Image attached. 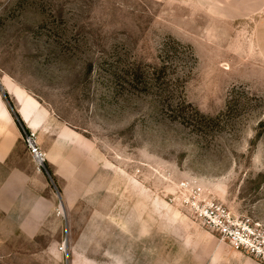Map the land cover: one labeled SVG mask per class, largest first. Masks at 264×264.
Returning <instances> with one entry per match:
<instances>
[{"label":"rangeland","instance_id":"374dc122","mask_svg":"<svg viewBox=\"0 0 264 264\" xmlns=\"http://www.w3.org/2000/svg\"><path fill=\"white\" fill-rule=\"evenodd\" d=\"M0 110V264H264L194 207L264 228V0H0Z\"/></svg>","mask_w":264,"mask_h":264},{"label":"built area","instance_id":"2783aa9c","mask_svg":"<svg viewBox=\"0 0 264 264\" xmlns=\"http://www.w3.org/2000/svg\"><path fill=\"white\" fill-rule=\"evenodd\" d=\"M28 147L33 155L42 156L33 136L28 137ZM194 207L202 225L217 232L220 241L264 263V228L259 223L249 216L232 214L219 202H194Z\"/></svg>","mask_w":264,"mask_h":264},{"label":"crops","instance_id":"0c3cea01","mask_svg":"<svg viewBox=\"0 0 264 264\" xmlns=\"http://www.w3.org/2000/svg\"><path fill=\"white\" fill-rule=\"evenodd\" d=\"M7 125L10 127L7 131L5 130L6 127L2 128V126L0 128V212L5 213L4 221L10 222L13 214L17 216V213L21 211L26 203L30 201L32 203L35 202L36 195L33 190L26 189V174H23L20 170L13 171L5 167L13 144L11 138L12 127L11 124ZM21 184H23V186H21ZM15 189L25 190L26 193L22 191L13 195L11 190ZM29 208H27V210H29Z\"/></svg>","mask_w":264,"mask_h":264},{"label":"bare ground","instance_id":"6f19581e","mask_svg":"<svg viewBox=\"0 0 264 264\" xmlns=\"http://www.w3.org/2000/svg\"><path fill=\"white\" fill-rule=\"evenodd\" d=\"M1 113H2V112H1V110H0V114H1ZM2 118H3L4 120L9 119L6 115H4ZM9 121H10V120H9ZM36 158L38 159V161L42 162V158H41V157L36 156Z\"/></svg>","mask_w":264,"mask_h":264},{"label":"trees","instance_id":"16d2710c","mask_svg":"<svg viewBox=\"0 0 264 264\" xmlns=\"http://www.w3.org/2000/svg\"><path fill=\"white\" fill-rule=\"evenodd\" d=\"M199 113V112H198ZM188 117H191V115L187 114Z\"/></svg>","mask_w":264,"mask_h":264},{"label":"water","instance_id":"95a60500","mask_svg":"<svg viewBox=\"0 0 264 264\" xmlns=\"http://www.w3.org/2000/svg\"><path fill=\"white\" fill-rule=\"evenodd\" d=\"M61 206H62V202H61Z\"/></svg>","mask_w":264,"mask_h":264}]
</instances>
